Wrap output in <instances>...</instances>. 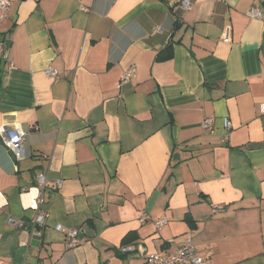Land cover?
I'll return each instance as SVG.
<instances>
[{"label": "crops", "instance_id": "0c3cea01", "mask_svg": "<svg viewBox=\"0 0 264 264\" xmlns=\"http://www.w3.org/2000/svg\"><path fill=\"white\" fill-rule=\"evenodd\" d=\"M181 1L0 8V128L27 134L0 144V264H146L189 234L209 264H264V0Z\"/></svg>", "mask_w": 264, "mask_h": 264}, {"label": "built area", "instance_id": "2783aa9c", "mask_svg": "<svg viewBox=\"0 0 264 264\" xmlns=\"http://www.w3.org/2000/svg\"><path fill=\"white\" fill-rule=\"evenodd\" d=\"M11 2L10 0H0V8L3 12V17H5L8 13L10 8ZM181 5L183 8L188 9L190 8V0H182ZM248 15L251 18H260L263 19L264 15L262 11L257 7H252L248 11ZM160 28H157L156 31H159ZM226 42H230L229 30L224 37ZM5 50V43L0 40V56L4 53ZM135 68L133 66L129 67L125 74L123 75V79L128 81L131 76L134 74ZM44 74L53 79H59V72L56 67L49 66L44 69ZM224 127L227 131L232 128V122L229 118H224ZM203 127L207 128L210 131L215 130V124L213 118H207L203 122ZM0 135L4 140V144L13 151L17 156H23V148L24 142L26 140V132L22 129L17 127H12L9 125H4L0 128ZM228 137V133L226 134V138ZM55 183L60 186L62 184L61 180H56ZM37 184L39 187V195L37 197V208L38 212L36 217L34 218L33 222L31 223V238L34 236V229L43 226L46 224L47 220V212L42 208L44 204V192L48 185V178L44 172H40L37 175ZM224 206L219 204L213 205V211H220L223 210ZM149 218L148 215L144 214L141 217V221L145 222ZM168 220L165 217L158 218L154 221L155 227L157 230H161L166 224ZM19 226H23V223H19ZM62 229V228H61ZM68 239V246L74 247L82 243L84 240L78 238V229L71 228L66 233ZM26 244V243H24ZM124 251H129L131 248H125ZM141 255L145 258L146 264H209L206 258L201 256L196 248L194 237L192 234H189L176 248L173 250H161L157 252H153L150 254H146L142 252ZM23 264H43L41 262L38 263H30L24 262Z\"/></svg>", "mask_w": 264, "mask_h": 264}, {"label": "water", "instance_id": "95a60500", "mask_svg": "<svg viewBox=\"0 0 264 264\" xmlns=\"http://www.w3.org/2000/svg\"><path fill=\"white\" fill-rule=\"evenodd\" d=\"M10 46H11V41L8 40L6 42V54H8ZM0 144H4L3 139L1 137H0ZM32 244L39 246V244H40V233H39V231L34 232Z\"/></svg>", "mask_w": 264, "mask_h": 264}, {"label": "trees", "instance_id": "16d2710c", "mask_svg": "<svg viewBox=\"0 0 264 264\" xmlns=\"http://www.w3.org/2000/svg\"><path fill=\"white\" fill-rule=\"evenodd\" d=\"M162 54V53H161ZM162 56V55H161ZM164 57H166V55H164ZM168 57V56H167ZM161 58H163V57H161ZM38 228H40V227H38Z\"/></svg>", "mask_w": 264, "mask_h": 264}]
</instances>
